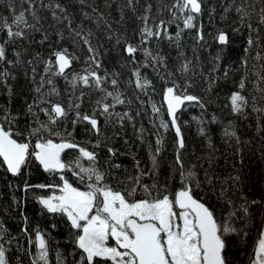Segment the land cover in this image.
<instances>
[{
    "label": "trees",
    "instance_id": "trees-1",
    "mask_svg": "<svg viewBox=\"0 0 264 264\" xmlns=\"http://www.w3.org/2000/svg\"><path fill=\"white\" fill-rule=\"evenodd\" d=\"M33 3L39 22L30 14L27 16L35 28L26 32L25 39L11 40L6 31L0 30V46L6 51V61H0V71L6 69L8 73L6 79H0V122L5 115L14 118L10 124L4 123L5 128L10 127L19 142L35 144L36 138L29 133L36 127V121L28 106L37 99L35 89L45 74L46 62L50 58L54 62L53 53L66 49L73 58L71 67L66 69V75L51 77L58 94L47 97L67 113L52 126L53 132L93 151L106 182L117 190L137 187L131 178L140 177V187L133 199L144 198L143 185L150 186L153 195L159 192L174 198L183 184L176 165L177 139L163 106L162 94L175 85L177 94L198 97L199 103L186 101L176 112L184 143L179 154L185 170L194 171L199 181V187L192 184L194 198L205 203L218 222L227 220L234 229L222 235L226 264H249L253 255L250 245L264 204V80L261 79L264 77V24L259 23L264 5L258 0H246V4L255 5L247 8L253 15L241 21L235 7H230L233 0H199L201 10L192 13L193 26L185 28L183 17L177 19L169 11L174 0H33ZM115 3L119 6L117 10ZM13 4L18 13L20 0H0V24L4 18L11 22L12 14L7 6ZM91 7L119 35L115 44L110 41L107 45L99 30L93 29L91 20L82 16ZM23 8L27 9L28 4ZM145 26L159 30L161 36L144 43ZM105 30H110L109 26ZM221 31L228 34L227 45L217 41ZM77 33L88 38L95 50V60ZM249 38L257 43L249 45ZM125 42L137 49L126 71L119 58L122 55L129 59L125 55L127 46L122 47ZM89 70L107 77L105 90L119 93L125 101L113 111L129 114L123 123L116 117L105 119L98 115V134L85 121L73 123L77 109L70 104L75 101L80 105L81 116L92 115L95 101L104 95L82 84L73 89L70 83L73 76H82ZM136 72L140 83L145 85L143 88L137 87ZM113 79L117 81L115 87L111 83ZM49 90L45 86L44 92ZM233 93H239L246 100L240 113L232 111ZM107 102L113 103L111 99ZM153 106L158 112H153ZM39 120L47 122L48 117L40 113ZM162 122L168 127L164 128ZM202 129L206 135L201 134ZM44 135L47 137L48 133ZM50 138L59 141L55 135ZM110 148L114 155L108 151ZM77 156L76 149H67L62 153V160L71 163ZM61 175L74 187L86 190L72 171L45 172L32 156L16 176L8 174L0 160V227L5 232V240H12L11 244H4L7 264H32L37 250L28 241L35 240L37 231L45 234L50 264H56L57 252L67 264L79 261L81 253L74 245L76 230L64 215L50 214L38 203L40 196L60 194ZM26 183L53 185V188L34 187L25 192ZM221 186L226 189L223 196ZM25 226L28 235L21 231ZM97 264L105 262L97 258Z\"/></svg>",
    "mask_w": 264,
    "mask_h": 264
},
{
    "label": "snow or ice",
    "instance_id": "snow-or-ice-1",
    "mask_svg": "<svg viewBox=\"0 0 264 264\" xmlns=\"http://www.w3.org/2000/svg\"><path fill=\"white\" fill-rule=\"evenodd\" d=\"M258 2L264 5V0H258ZM25 3L28 4L27 9L23 8ZM233 6L243 21L253 15L247 8L249 6L254 8L255 5L246 4V0H239L237 4L236 0H233L230 7ZM20 7L21 10L17 13L15 4L8 5L7 9L12 14L11 22L4 18V22L0 24V30L6 31L7 37L11 40L25 39L26 32L35 28V24H30L27 20L29 14L37 23L39 22L33 0H20ZM200 10L199 0H174L169 9L175 18L183 17L185 28L193 26L192 13H199ZM144 19L147 20V17ZM259 23L264 24V7L260 9ZM163 24L164 22L161 21V26ZM248 27L251 28V25L249 24ZM142 36L143 42L147 43L149 38H159L161 32L145 26L142 29ZM77 38L87 45L89 53H92V58L95 60V50L91 47L88 38L80 33H77ZM228 38V34L221 31L217 36V41L221 45H227ZM248 43L252 45L257 42L249 38ZM136 51L137 49L131 45L126 47V52L130 55ZM53 55L54 62L51 58L46 62L45 74L41 77L40 85L35 89L37 99L28 106L29 112L36 121V127L29 133L30 137L36 138L35 144L19 142L15 139L16 133L10 127L6 129L4 126L5 122L10 124L11 119L14 118L5 115L4 121L0 122V159L7 166V171L16 176L21 173L29 156H32L45 172L63 173L70 170L79 182L85 185L86 190H81L61 175L62 186L59 187L61 194L38 198V203L48 213H59L66 216L71 228L76 230L74 245L75 249L81 253L76 264H97V258L103 260L105 264H226L223 255L225 243L222 235L234 229L227 220L223 223L218 222L214 212L205 203L194 198L192 184L196 183L199 187V181L194 171L185 170L184 162L179 154L184 143L177 124L176 112L186 101L199 103V98L193 95L177 94L175 85L168 87L164 94L171 126L175 129L177 136L176 165L180 169L179 174L183 187L176 191L172 198L167 194L160 195L159 192L153 195L152 188L143 185L144 198L133 199L140 187V177L131 178L137 187L130 190H117L116 187L106 182V175L99 168L97 156L93 151L87 150L70 138L53 132L52 126L62 120L67 113L60 104H54L47 99V97L58 94L51 77L66 75V69L71 67L73 59L66 49L57 50ZM257 58H260L259 53ZM0 61H6V51L3 46H0ZM95 66L99 67L98 61ZM184 70H187V66ZM35 75V69H33V77ZM135 75L137 76V87L143 88L145 85L140 83L139 72ZM7 76L6 69L0 71V79H6ZM106 79L107 77L102 78L97 72L89 70L82 76L74 75L70 82L73 89L77 87V84H82L84 88H95L98 92L104 93L95 101L96 108L92 115L81 116L78 111L80 105L75 101H70L71 106L77 109V118L73 123L85 121L97 134L99 133V120L96 118L98 115L104 116L105 119L116 117L121 123L125 118H129L128 113L122 115L113 111L117 105H122L125 101L120 98L119 93L114 94L112 91L105 90L103 85ZM261 79L264 80V77ZM111 83L115 87L117 81L113 79ZM45 86L50 88L48 93L44 92ZM243 86L242 81L241 88ZM80 95L82 97L84 92L81 91ZM109 99L113 103H108ZM45 105L48 106L45 107ZM245 105L246 100L242 95L232 94L231 107L234 113L242 112ZM33 108L37 111L33 112ZM153 112H158L155 106H153ZM40 113L48 117L47 122L39 120ZM162 126L168 127L163 122ZM44 133H48V136L46 137ZM201 134L206 135L203 129ZM53 135L59 138V142L50 138ZM226 135H232V133L226 132ZM159 143L160 141L157 140V144ZM67 149H76L78 152V156L71 163H65L62 160V153ZM108 151L114 155L111 148ZM205 179H208L211 184V179L207 176ZM34 187L52 189L53 185L26 183L24 191H30ZM225 191L226 189L221 186L220 195L223 196ZM227 203L230 205L232 201L229 200ZM21 231L28 235L26 226ZM110 238L115 241L114 246L108 245ZM11 242V239L5 240V232L0 227V264H7L4 244H11ZM28 242L29 244L34 243L37 250L32 264H50L45 234L37 231L35 240L29 239ZM56 264H67V260L59 252H57ZM250 264H264V231L260 233Z\"/></svg>",
    "mask_w": 264,
    "mask_h": 264
},
{
    "label": "rangeland",
    "instance_id": "rangeland-1",
    "mask_svg": "<svg viewBox=\"0 0 264 264\" xmlns=\"http://www.w3.org/2000/svg\"><path fill=\"white\" fill-rule=\"evenodd\" d=\"M115 10H117V7H119L116 3H115ZM120 10V12H121V8L119 9ZM89 11V12H88ZM88 12V13H87ZM87 12L85 13V16L84 15H82L85 19H87V20H91V23L93 24L92 26H93V29L94 30H99V32L102 34V37L105 39V41H106V44H107V42L108 43H110V41H111V43H116L117 42V40H118V36L119 35H117L115 32H113V29H112V26L111 25H108L107 23H106V20H105V18H103L101 15H99L98 13H95V10L91 7V8H89L88 10H87ZM116 12H118V11H116ZM113 23L114 24H116V21H113ZM91 26V27H92ZM109 26V28H110V30H105L107 27ZM105 28V29H104ZM116 31V30H115ZM108 45V44H107ZM128 45H131L130 43H123L122 44V47L124 48V47H126V46H128ZM132 46V45H131ZM134 47V46H133ZM135 48V47H134ZM108 50V49H107ZM125 54V53H124ZM126 55V57H129V59H127V58H125L124 56H122V55H120L119 56V58H120V60L122 61V68L124 69V71H126L127 70V68H129V66H130V62H132L131 61V55L130 54H128V53H126L125 54ZM129 62V63H128ZM61 194V193H60ZM59 194V195H60ZM261 231H264V204H263V208H262V212H261V217H260V220H259V222H258V225H257V229H256V232H255V234H254V236H253V238H252V241H251V245H250V250H251V252H252V254H253V250H254V248H255V246H256V244H257V241H258V239H259V236H260V233H261ZM108 245L109 246H114V244L113 243H110L109 242V240H108ZM253 256V255H252ZM250 264V263H249Z\"/></svg>",
    "mask_w": 264,
    "mask_h": 264
},
{
    "label": "water",
    "instance_id": "water-1",
    "mask_svg": "<svg viewBox=\"0 0 264 264\" xmlns=\"http://www.w3.org/2000/svg\"><path fill=\"white\" fill-rule=\"evenodd\" d=\"M166 90V89H165ZM164 94H165V91L163 92V94H162V103H163V106H164V108H165V111H166V114H167V117H168V119L170 120V118H169V116H168V110H167V104H166V102H165V100H164ZM181 107H182V105H181ZM181 107L177 110V111H179L180 109H181ZM170 123H171V120H170ZM173 128V127H172ZM173 131H174V134H175V136H176V132H175V129L173 128ZM176 139H177V136H176ZM59 142V141H58ZM177 144H178V142H177ZM1 160V162H2V164H3V166L6 168V170H7V166L4 164V162H3V160L2 159H0ZM34 160H35V158H34ZM36 161V160H35ZM37 162V161H36ZM38 163V162H37ZM39 164V163H38ZM39 166L42 168V166L39 164ZM43 169V168H42ZM8 172V171H7ZM8 174H10V175H12L10 172H8ZM175 196V195H174ZM65 218H66V220H67V217L65 216ZM67 222L69 223V221L67 220ZM69 225H70V223H69Z\"/></svg>",
    "mask_w": 264,
    "mask_h": 264
},
{
    "label": "flooded vegetation",
    "instance_id": "flooded-vegetation-1",
    "mask_svg": "<svg viewBox=\"0 0 264 264\" xmlns=\"http://www.w3.org/2000/svg\"><path fill=\"white\" fill-rule=\"evenodd\" d=\"M126 53H127V52H126ZM109 242L115 244V241L112 240L111 238L109 239Z\"/></svg>",
    "mask_w": 264,
    "mask_h": 264
}]
</instances>
